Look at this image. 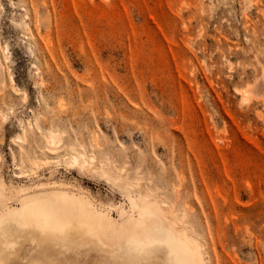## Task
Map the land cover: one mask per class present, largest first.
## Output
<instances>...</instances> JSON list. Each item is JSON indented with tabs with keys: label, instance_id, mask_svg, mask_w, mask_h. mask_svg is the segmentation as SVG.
<instances>
[{
	"label": "rangeland",
	"instance_id": "1",
	"mask_svg": "<svg viewBox=\"0 0 264 264\" xmlns=\"http://www.w3.org/2000/svg\"><path fill=\"white\" fill-rule=\"evenodd\" d=\"M23 17L39 25L38 43L16 25ZM0 52L7 193L58 185L115 218L116 206L129 208L91 168L42 160L54 129L58 153H95L110 173L124 167L142 189L190 208L219 264H264V102L244 105L238 90L264 65V0H0ZM34 262L116 264L96 245L28 241L7 264Z\"/></svg>",
	"mask_w": 264,
	"mask_h": 264
},
{
	"label": "bare ground",
	"instance_id": "2",
	"mask_svg": "<svg viewBox=\"0 0 264 264\" xmlns=\"http://www.w3.org/2000/svg\"><path fill=\"white\" fill-rule=\"evenodd\" d=\"M47 18L48 14L44 19L37 18V23ZM16 25L23 27L34 43L41 39L39 25L34 30L26 17ZM1 56L0 83H5ZM238 90L244 105L255 96L264 102V65L253 84ZM38 128L42 129L40 125ZM44 136L50 150L42 157L45 163L58 162L64 157L70 164L91 168L125 193L129 208L116 206L119 218H115L82 190L77 192L54 185L38 190L21 187L7 193L0 184V264H7L23 241L36 248L52 243L66 250L92 244L111 253L116 264H212V258L219 264L212 240L197 231L196 214L185 205H177V198L162 197L152 188L142 189L139 181L123 173L124 167L110 173L105 169L106 161L96 164L95 153L78 148H72L68 154L58 153L62 140L60 131L51 129ZM211 209L208 216L219 222L217 209L214 205Z\"/></svg>",
	"mask_w": 264,
	"mask_h": 264
}]
</instances>
